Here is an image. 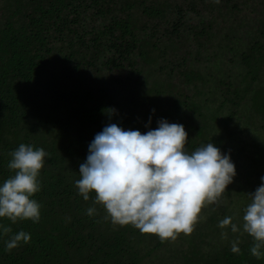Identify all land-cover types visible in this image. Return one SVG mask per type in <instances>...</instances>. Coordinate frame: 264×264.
<instances>
[{"label":"trees","instance_id":"obj_1","mask_svg":"<svg viewBox=\"0 0 264 264\" xmlns=\"http://www.w3.org/2000/svg\"><path fill=\"white\" fill-rule=\"evenodd\" d=\"M162 119L236 172L190 235L164 242L114 225L75 183L106 125L146 133ZM20 144L49 154L40 219L0 218V264H264L242 219L264 176V0H0V185ZM19 231L30 241L7 250Z\"/></svg>","mask_w":264,"mask_h":264},{"label":"clouds","instance_id":"obj_2","mask_svg":"<svg viewBox=\"0 0 264 264\" xmlns=\"http://www.w3.org/2000/svg\"><path fill=\"white\" fill-rule=\"evenodd\" d=\"M219 3V0H214ZM114 111V110H113ZM154 111V110H153ZM188 134L182 124L158 121V127L141 133L124 130L115 123L106 125L88 146V155L79 167L76 187L85 201L95 193L94 204L103 206L114 225H132L143 234H155L161 242L190 235L202 209L219 204L236 175L228 154L213 143L186 150ZM8 168L14 175L0 185V218L12 223L40 219V204L32 199L39 192L40 171L49 154L43 148L20 144L9 153ZM244 210L243 231L253 238L251 254L260 259L264 248V176ZM95 207L87 209L92 216ZM220 228L240 229L232 217L219 222ZM5 234L10 227H4ZM227 238V233H221ZM29 233L19 231L6 242L7 250L28 243ZM239 241L231 246L239 253Z\"/></svg>","mask_w":264,"mask_h":264}]
</instances>
